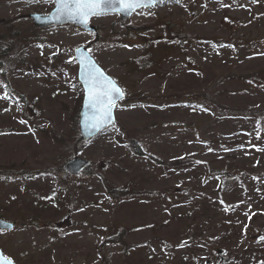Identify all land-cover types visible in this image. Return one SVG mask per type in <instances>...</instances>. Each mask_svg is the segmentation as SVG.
Returning a JSON list of instances; mask_svg holds the SVG:
<instances>
[{
	"label": "rangeland",
	"instance_id": "374dc122",
	"mask_svg": "<svg viewBox=\"0 0 264 264\" xmlns=\"http://www.w3.org/2000/svg\"><path fill=\"white\" fill-rule=\"evenodd\" d=\"M0 0V248L16 264H264V0L41 28ZM125 89L81 140L76 50ZM92 161L73 176L64 165Z\"/></svg>",
	"mask_w": 264,
	"mask_h": 264
},
{
	"label": "water",
	"instance_id": "95a60500",
	"mask_svg": "<svg viewBox=\"0 0 264 264\" xmlns=\"http://www.w3.org/2000/svg\"><path fill=\"white\" fill-rule=\"evenodd\" d=\"M170 0H153L152 3L148 4L147 6L136 8L135 10H125L123 5H116L114 8H108L106 9V13H121L123 19L130 17L135 11L141 9V8H150L154 7L158 4L166 3ZM58 8L59 5L56 4V7L50 14H42V13H34L30 15V18L34 20V24L37 25L38 27H48L51 25H59V24H65V23H74L84 29L87 30H96L95 27L89 26L88 19L87 23H82V22H77L76 19L70 18L66 15H61L58 14ZM79 51L76 50V55L77 59L81 64V69H80V75L79 78L83 85L85 86V99H84V104L83 108L81 110V134L82 138L84 141H89L92 138H94L100 131L103 129L107 128L109 125L113 124L116 121V104L124 98V93L123 90L115 83V81L106 73L104 70L95 62V60L90 56L88 53L87 49L85 47L78 48ZM90 61L94 63L95 68H98L100 71L104 73V76L110 79L113 83V85L117 88L120 89V91L123 93L122 96L114 100L115 106L111 109V120L104 122L100 124L98 127H93L94 123V117L98 119V113L95 108L91 106V101L89 97V92H88V79H89V72L94 71L92 68V65L90 64ZM91 162L87 161L83 158L80 157H75L74 159L70 160L69 162L66 163L65 165V170L68 171L71 174H79L86 168L90 166ZM14 229V224L0 219V231L1 230H12ZM12 262V264H15L11 259L7 258L4 256V253L2 249H0V264H8V262Z\"/></svg>",
	"mask_w": 264,
	"mask_h": 264
},
{
	"label": "snow or ice",
	"instance_id": "6c2138e0",
	"mask_svg": "<svg viewBox=\"0 0 264 264\" xmlns=\"http://www.w3.org/2000/svg\"><path fill=\"white\" fill-rule=\"evenodd\" d=\"M152 2L153 0H55V3L59 5L58 14L66 15L82 23H87L91 16L106 14V9L114 8L116 5H123L125 10L131 11ZM90 64L94 71L89 72L88 92L91 106L98 113V119L94 117L93 127H98L111 120V109L115 106L114 100L122 96L123 93L113 85L110 79L104 76L102 71L95 68L94 63L90 61ZM8 264H12V262L9 261Z\"/></svg>",
	"mask_w": 264,
	"mask_h": 264
},
{
	"label": "trees",
	"instance_id": "16d2710c",
	"mask_svg": "<svg viewBox=\"0 0 264 264\" xmlns=\"http://www.w3.org/2000/svg\"><path fill=\"white\" fill-rule=\"evenodd\" d=\"M4 48L7 49V46H3V47H2V46L0 45V53H1L2 56H3V55H6V53H7V52H3V51H4Z\"/></svg>",
	"mask_w": 264,
	"mask_h": 264
}]
</instances>
